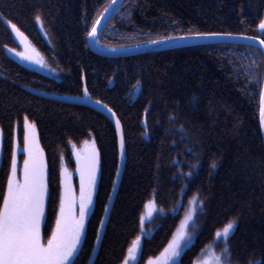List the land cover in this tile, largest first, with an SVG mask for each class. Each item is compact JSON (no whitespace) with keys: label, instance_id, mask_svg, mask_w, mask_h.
<instances>
[{"label":"trees","instance_id":"1","mask_svg":"<svg viewBox=\"0 0 264 264\" xmlns=\"http://www.w3.org/2000/svg\"><path fill=\"white\" fill-rule=\"evenodd\" d=\"M109 3L0 0V193L6 191L16 141L24 146L27 116L46 157L49 196L43 231L49 235L60 202L62 161L74 166L71 143L94 138L101 171L95 208L76 259V264H87L117 172L116 131L107 117L87 106L42 95L81 96L87 87L92 98L119 117L127 154L94 264H121L141 233L146 202L154 196L158 207L169 212L183 189L184 200L198 194L205 205L200 228L179 264H193L216 231L231 221V259L259 264L264 258V141L259 121L264 79L257 83L253 76L264 74L263 51L220 43L100 55L89 48L87 33ZM261 19L264 0H125L98 44L124 47L192 32L257 36ZM7 20L58 70L59 79L26 67L8 53L18 44ZM180 219V211L158 218L153 234L143 237L138 264L163 250Z\"/></svg>","mask_w":264,"mask_h":264},{"label":"snow or ice","instance_id":"2","mask_svg":"<svg viewBox=\"0 0 264 264\" xmlns=\"http://www.w3.org/2000/svg\"><path fill=\"white\" fill-rule=\"evenodd\" d=\"M115 4V0H110ZM108 11L106 6L103 10ZM102 16L103 13H100ZM40 21L38 15L35 18ZM6 23L18 35L23 36L17 24L11 20ZM100 20L97 19L87 33L89 37L95 38ZM261 35H264V19L257 25ZM196 38H215L221 36L232 37L233 33L216 32H192ZM242 35V34H237ZM261 35L244 37L247 40H259L264 45ZM165 39H171L166 37ZM152 43H156L153 41ZM264 61V52H260ZM23 59L42 64L30 52L22 56ZM255 63V61H253ZM248 67H251L249 65ZM253 79L260 83L264 74H257ZM88 94L87 87L84 89ZM82 99V97H81ZM97 103H100L97 101ZM107 108L106 105H102ZM115 118L116 129L120 133V153L124 155V137L121 129V122L116 118L112 109L108 108ZM259 117L261 127L264 128V86L259 91ZM24 152L22 180L17 178L16 152L12 154L11 174L7 179L6 191L0 193V264H76L78 253L85 238V222L93 203V193L96 187V173L99 165V153L95 149L94 142L90 153L83 159L77 154L78 170L80 172V193L77 211V199L72 194L70 184L65 183L64 192L60 199V212L56 218L55 228L45 241L42 232V225L45 221V200L49 196L47 182V168L43 158V150L40 149L35 134V125L30 123L28 117H24ZM215 167V164H213ZM115 188V185H113ZM192 215H187L181 221L173 239L164 249L161 257L155 264H179L177 258L181 256L184 249L192 242V233L188 231L189 221ZM103 224V221L101 222ZM235 221L227 223L222 230L215 233L216 237H222L223 248L221 256H214L212 264H238V261L231 259L233 253L229 245L230 234L234 231ZM97 242L100 240L97 233ZM133 252L129 249V254ZM133 259L135 257L133 256ZM127 264V261H125ZM148 264H154L149 261ZM248 264H257L256 261H249ZM259 264H264V258Z\"/></svg>","mask_w":264,"mask_h":264},{"label":"rangeland","instance_id":"3","mask_svg":"<svg viewBox=\"0 0 264 264\" xmlns=\"http://www.w3.org/2000/svg\"><path fill=\"white\" fill-rule=\"evenodd\" d=\"M13 32H14L15 38L17 40L18 46H17V48L8 49L7 50L8 53L13 58H15L18 62L25 65L26 67L34 69V70H38L47 76H51V77H55V78L59 79L58 70L52 64H50L47 61L46 57L41 53V51L26 36L18 35L15 31H13ZM26 52H30L37 59L41 60L42 64H38V63H35L33 61L23 59L22 56ZM139 91H140V87H138L136 89L137 93H139ZM35 134H36V139L38 141L39 147H40V149L43 150V148L40 144L39 138H38V132H37L36 127H35ZM2 138H3V135H2L1 128H0V161H1V154H2ZM93 142H94L95 149L99 153L95 139L94 138H88V139L83 140L80 143H77V142L71 143L74 166H70L67 163V161H65V160L62 161L61 196L64 192L65 183L70 184L71 188H72V194L77 199V211H78V202H79V193H80V172L78 170L77 154H79L81 156V159H83V157L86 154L91 152L92 147H93ZM23 148H24V146H21L16 141L15 152L17 153V155H16L17 178H19L21 180L23 178L22 177V169H23V161L25 159V152H24ZM43 158H44V162L46 164V157H45L44 150H43ZM46 168H47V164H46ZM100 171H101V163H100V153H99V165H98V170L96 173V187H95V191L93 193V203L91 205L89 215H88L86 222H85V230L86 231H87L88 221H89L90 216H91V214L95 208V194H96V189H97L98 178L100 176ZM183 190H182V196H181L178 204L174 208H172L169 212L158 207L156 199L154 196L146 202L142 216H141V233L133 241V243L129 247V249L133 250L132 254L131 255L129 254V249H128L127 255L121 264H125V261H127V264H138L140 247H141L143 237L151 236L153 234V232L155 231V228L158 225V218L161 219V216L163 217L167 214L174 215L175 213H177L179 211L181 212V219L178 222V225H177L171 239L169 240V242L173 239L177 229L180 226L181 221L184 220V218L187 215H189V214L192 215V219L189 221L188 231L192 233V242H193L195 235L200 228L201 217H202L203 212H204L205 203H204V200L198 194H195V195L189 197L187 200H184L183 199V194H184ZM61 196H60V199H61ZM46 201H47V198L45 200V209H44L45 215H46ZM59 212H60V202H59V207H58V211H57V216L59 215ZM57 216H56V218H57ZM55 223H56V219H55ZM55 223H54L53 229L55 228ZM222 229L223 228H221L220 230H222ZM86 231H85V235H86ZM42 232L44 234V238L46 241L47 237L51 235L52 231L50 232L49 235H47L46 233H44L43 225H42ZM169 242H168V244H169ZM168 244L163 248V250L158 255L149 258L144 264H148V262L150 260L153 261L155 264V262L161 257V254L164 252V249L168 246ZM81 247H82V245H81ZM222 248H223L222 237H215L214 241H212L207 247H205L200 252V254L194 259L193 264H212L214 256H221ZM133 256L135 257V259H133ZM179 258L180 257H178L177 260Z\"/></svg>","mask_w":264,"mask_h":264},{"label":"water","instance_id":"4","mask_svg":"<svg viewBox=\"0 0 264 264\" xmlns=\"http://www.w3.org/2000/svg\"><path fill=\"white\" fill-rule=\"evenodd\" d=\"M124 1L125 0H115V4H111L110 2L107 5L108 11L107 12L102 11L103 15L102 16L99 15V17L97 18L100 20V23L96 25L97 27L96 37L92 38L88 36V45L92 51L100 55H104L108 57H122V56H131V55H136V54H141V53H146V52H154V51L169 50V49H176V48H186V47H193V46H199V45L230 43V44L252 45L257 48H260L264 52V45H261L259 40L244 39V37H252L253 35H245V34L237 35L236 33H233L232 37L221 36V37H215V38H196L192 36L191 34H184V35L170 36L171 39L161 38L158 40H153V41H156V43H152L153 41H149V42H145L141 44L124 46V47H116V48H105V47L98 45L97 40H98L99 35L103 31V29L107 26V24L112 20V18L117 14L119 9L123 5ZM262 86H264V80H263ZM42 95L49 97V98L59 100V101H63V102H69V103H75V104L87 106L103 114L105 117H107L114 125L115 131H116V136H117V141H118V151H119V162H118L117 172H116V176H115V180L113 184L115 185V188L112 187V190H111V193H110V196H109V199L106 204L104 214L101 220V222L103 221V224L100 222V225L98 228L100 240L99 242H97V239H96L93 251L87 262V264H94L97 258V255L99 253L100 247L102 245L105 230L108 225V221H109V218H110V215H111V212H112V209H113V206H114L117 194H118V190H119V187H120L123 175H124V170H125L126 160H127L124 129L121 123V129H122L123 137H124V155H123V158H121L120 143H119L120 133L116 129L115 118H113L112 114L109 111H107V109L110 108L107 104L103 103L100 100L92 98L89 93L85 95V92L81 96H57V95H49V94L47 95L42 94ZM97 101H99L100 103H97ZM102 105H106L107 108L103 107ZM112 112H114L113 109H112ZM116 118H119L117 114H116ZM259 121H260V117H259ZM260 129H261V134H262V138L264 141V128L261 127V124H260Z\"/></svg>","mask_w":264,"mask_h":264},{"label":"bare ground","instance_id":"5","mask_svg":"<svg viewBox=\"0 0 264 264\" xmlns=\"http://www.w3.org/2000/svg\"><path fill=\"white\" fill-rule=\"evenodd\" d=\"M236 34H239V33H236ZM247 35V34H245ZM254 36V35H253ZM239 45H246V44H239ZM246 46H251V47H255V46H252V45H246Z\"/></svg>","mask_w":264,"mask_h":264}]
</instances>
